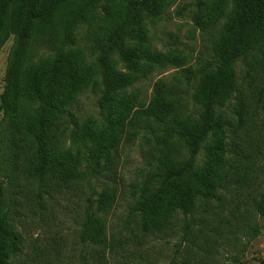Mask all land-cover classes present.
I'll return each instance as SVG.
<instances>
[{
    "label": "trees",
    "instance_id": "trees-1",
    "mask_svg": "<svg viewBox=\"0 0 264 264\" xmlns=\"http://www.w3.org/2000/svg\"><path fill=\"white\" fill-rule=\"evenodd\" d=\"M162 3L0 0V51L14 37L0 100V264H24L12 208L22 169L38 193L55 180L94 191L80 242L93 247L97 264H110L109 215L118 191L93 187L112 171L124 137L130 143L143 138L152 151L150 176L132 205L134 236L136 230L143 238L170 236L181 222L179 253L203 244L214 204H225L253 175V149L244 148L264 112V0H235L231 11L230 0L211 7L200 23L212 58L196 86L161 80L146 102L133 86L167 63L149 35ZM82 29L101 49L96 64L78 48ZM41 51L47 55L35 60ZM90 86L100 92L98 116L81 121L74 108ZM257 191L254 207L264 217V186ZM250 229L257 236V227Z\"/></svg>",
    "mask_w": 264,
    "mask_h": 264
},
{
    "label": "rangeland",
    "instance_id": "rangeland-1",
    "mask_svg": "<svg viewBox=\"0 0 264 264\" xmlns=\"http://www.w3.org/2000/svg\"><path fill=\"white\" fill-rule=\"evenodd\" d=\"M219 1L164 0L160 18L149 26V35L153 50L161 52L162 60L167 63L134 84L140 98L149 102L154 85L161 80L181 83V86L189 84L191 88L196 86L203 66L212 58L209 37L200 22L206 21L211 7ZM235 6V0H230L228 10ZM85 31H80L78 48L88 64H96L101 49L87 40ZM13 41L12 36L0 51V100ZM45 55L47 53L41 51L35 60ZM114 60L125 70L118 56ZM238 71L241 73V67ZM99 96L100 92L94 91L92 86L81 94L74 108L81 121L98 116ZM259 119L252 127V144L244 148L248 152L253 149V175L237 187L238 192L233 196L225 197V204H214L217 214L212 211L205 221L209 235L190 254L187 249L177 251L182 236L181 222L177 223L179 232L170 236L143 238L137 230L135 236L138 237L134 236L132 205L138 189L150 176L147 157L151 144L145 143L143 138L130 143L124 137L113 173H107L104 180L93 187L98 192L107 184L118 191L117 202L109 215L111 242L107 256L110 264H170L173 260L178 264H259L264 257V217L256 212L253 198H257V190L264 186V112ZM22 170L18 181L20 194L12 205L20 239L19 260L24 264H97L93 247H85L80 242L88 199L96 197L94 191L87 184L55 180L50 188H42L38 193L37 184ZM253 226L257 227V236L250 233ZM201 241L202 236H199L196 242ZM85 256L90 257L88 263Z\"/></svg>",
    "mask_w": 264,
    "mask_h": 264
}]
</instances>
